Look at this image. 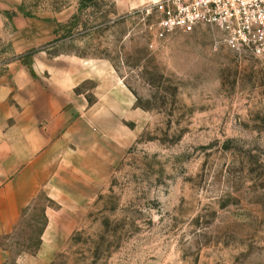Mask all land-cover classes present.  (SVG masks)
Segmentation results:
<instances>
[{"label": "rangeland", "instance_id": "obj_1", "mask_svg": "<svg viewBox=\"0 0 264 264\" xmlns=\"http://www.w3.org/2000/svg\"><path fill=\"white\" fill-rule=\"evenodd\" d=\"M140 9L23 0L7 15L55 32L24 56L0 37V78L38 54L107 61L125 86L134 143L114 167L63 171L55 200L41 189L0 229V264H264V62L211 26L160 40Z\"/></svg>", "mask_w": 264, "mask_h": 264}, {"label": "crops", "instance_id": "obj_2", "mask_svg": "<svg viewBox=\"0 0 264 264\" xmlns=\"http://www.w3.org/2000/svg\"><path fill=\"white\" fill-rule=\"evenodd\" d=\"M21 8L23 0H0V37L12 36L13 51L24 56L53 38L55 28L7 16ZM38 56L31 67L12 65L0 78L1 230L19 220L41 189L55 200L63 171L87 169L89 162L114 167L134 143L126 123L130 102L109 62L65 56L46 64ZM87 82L94 87L79 91Z\"/></svg>", "mask_w": 264, "mask_h": 264}, {"label": "built area", "instance_id": "obj_3", "mask_svg": "<svg viewBox=\"0 0 264 264\" xmlns=\"http://www.w3.org/2000/svg\"><path fill=\"white\" fill-rule=\"evenodd\" d=\"M131 1L156 19L160 40L173 32L191 33L199 26H211L230 50L264 62V0Z\"/></svg>", "mask_w": 264, "mask_h": 264}]
</instances>
